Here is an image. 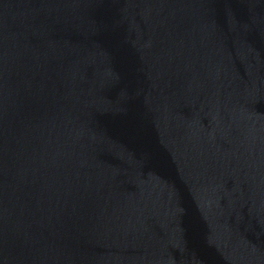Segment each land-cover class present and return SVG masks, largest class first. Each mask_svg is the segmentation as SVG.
Returning <instances> with one entry per match:
<instances>
[{"label":"water","instance_id":"obj_1","mask_svg":"<svg viewBox=\"0 0 264 264\" xmlns=\"http://www.w3.org/2000/svg\"><path fill=\"white\" fill-rule=\"evenodd\" d=\"M0 264H264V0H0Z\"/></svg>","mask_w":264,"mask_h":264}]
</instances>
